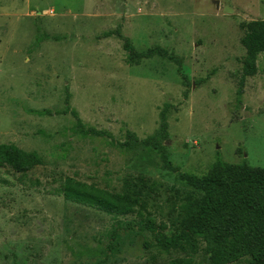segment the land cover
Instances as JSON below:
<instances>
[{
	"label": "rangeland",
	"instance_id": "374dc122",
	"mask_svg": "<svg viewBox=\"0 0 264 264\" xmlns=\"http://www.w3.org/2000/svg\"><path fill=\"white\" fill-rule=\"evenodd\" d=\"M258 19L264 0H0V144L41 158L23 174L0 166V264H209L201 249L161 251L137 229L152 219L174 231L182 198L197 193L155 151L119 143L151 135L170 103L165 145L180 172L203 175L217 159L264 168V52L243 77L240 43ZM118 26L138 52L166 49L180 73L159 56L127 64L123 41L102 37ZM66 87L82 123L110 137L76 133L70 114H35L62 109ZM65 177L140 207L117 217L65 201L55 193Z\"/></svg>",
	"mask_w": 264,
	"mask_h": 264
},
{
	"label": "trees",
	"instance_id": "16d2710c",
	"mask_svg": "<svg viewBox=\"0 0 264 264\" xmlns=\"http://www.w3.org/2000/svg\"><path fill=\"white\" fill-rule=\"evenodd\" d=\"M120 28L118 26L114 31L105 32L102 37L114 35L123 41L127 64L138 65L142 60L159 56L174 61L180 73V61L168 55L166 49L155 46L138 52L130 39L120 33ZM244 30L240 39L245 49L243 77L256 73V61L264 52V20H253L245 24ZM181 78L184 83L187 81L185 75L181 74ZM69 101L70 93L66 87L62 109H45L35 111V114H70L75 120L76 133L110 137L105 131L85 126L78 113L71 109ZM172 109L176 108L170 103L160 108L158 125L151 135L138 140L134 133L127 132V140L119 143V146L135 152L155 151L162 168L177 174L178 180L197 195L188 194L182 198L179 204L181 217L174 231L166 233V224H156L152 219L138 221L135 224L137 229L149 232L161 251L179 250L192 255L201 249L209 264H231L242 259H246V264H264V168L251 166L245 160L240 164H229L217 159L203 175L180 172L178 167L169 162L165 145L169 139L167 116ZM39 165L41 158L36 152H26L13 144H0V166H7L23 174ZM55 193L65 201L117 217L136 214V209L140 207L138 196L111 192L73 177L63 178ZM115 238L116 231L111 235L110 248H114ZM168 264H193V261L191 257L176 258Z\"/></svg>",
	"mask_w": 264,
	"mask_h": 264
}]
</instances>
